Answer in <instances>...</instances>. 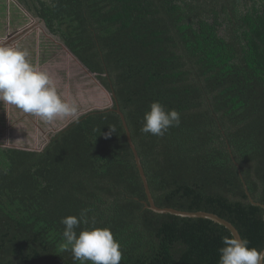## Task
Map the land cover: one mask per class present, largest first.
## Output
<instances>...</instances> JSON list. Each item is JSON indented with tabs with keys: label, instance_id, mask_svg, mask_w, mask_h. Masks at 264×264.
Segmentation results:
<instances>
[{
	"label": "trees",
	"instance_id": "trees-1",
	"mask_svg": "<svg viewBox=\"0 0 264 264\" xmlns=\"http://www.w3.org/2000/svg\"><path fill=\"white\" fill-rule=\"evenodd\" d=\"M14 1L115 95L157 208L214 214L264 250V210L249 198L264 205V0ZM154 101L180 113L163 137L141 132ZM110 108L41 151L0 146V264H74L60 221L82 209L77 234L110 229L120 264H219L225 227L145 208Z\"/></svg>",
	"mask_w": 264,
	"mask_h": 264
},
{
	"label": "clouds",
	"instance_id": "clouds-1",
	"mask_svg": "<svg viewBox=\"0 0 264 264\" xmlns=\"http://www.w3.org/2000/svg\"><path fill=\"white\" fill-rule=\"evenodd\" d=\"M29 56L27 49L0 45V102L14 105L45 123L76 116L75 104L62 98L49 74L31 63ZM180 122L179 112L166 110L159 101H154L143 117L141 132L163 137ZM89 211L82 209L78 217L61 219L64 225L61 251H70L74 264L76 261L79 264H120V244L114 240L110 229L92 228L77 234L76 229L81 224L88 225ZM222 243L219 264H261L264 260V252L249 248L246 239L224 237Z\"/></svg>",
	"mask_w": 264,
	"mask_h": 264
},
{
	"label": "rangeland",
	"instance_id": "rangeland-1",
	"mask_svg": "<svg viewBox=\"0 0 264 264\" xmlns=\"http://www.w3.org/2000/svg\"><path fill=\"white\" fill-rule=\"evenodd\" d=\"M1 1L0 43L27 49L31 63L39 70L47 72L62 98L77 107L76 116L45 123L39 117L24 113L14 105L0 102V146L41 151L51 136L81 115L91 110L110 108L112 96L99 84L95 75L89 73L69 53L57 37L44 29L37 18L14 0L10 3H13L15 9L9 3H5L3 8ZM19 27L21 30L17 33L15 29Z\"/></svg>",
	"mask_w": 264,
	"mask_h": 264
},
{
	"label": "water",
	"instance_id": "water-1",
	"mask_svg": "<svg viewBox=\"0 0 264 264\" xmlns=\"http://www.w3.org/2000/svg\"><path fill=\"white\" fill-rule=\"evenodd\" d=\"M41 25L44 27L45 30H47L44 22H41ZM111 96L113 98H115L114 94H111ZM109 110L112 111L113 107L111 106V108ZM113 111H115V113L119 116V118L121 120L122 126H123L124 131H125L126 141H127L128 145H129V147L131 149V152H132L133 156H134L136 167L138 169V173H139L140 178L142 180L144 192H145V195H146V198H147V202H148L147 205L145 203V208H148V209H150L151 211H153V212H155L157 214H170V215H174V216L181 217V218L208 219V220H211L212 222H214V223H216L218 225H221V226L225 227L231 233L233 238L241 239L238 231L229 222H227L226 220H224V219H222V218H220V217H218V216H216L214 214L206 213V212L191 213V212L178 211V210H174V209H170V208H163V209L157 208L155 206L153 200H152L151 193H150V190H149L145 175L143 173V169L141 167L140 159H139L138 154L136 152L135 146H134V144H133V142L131 140L130 132L128 130L125 118H124L123 114L121 113V111L119 110L118 105H116V108ZM50 139H51V137L49 138V141H50ZM228 149H229V147H228ZM231 159H233L232 156H231ZM235 165H236V167H238V165L236 163H235ZM238 173H239V176H240V178H241V180L243 182V178L241 176V173H240L239 169H238ZM243 186H244L245 193L249 196L247 187H246L244 182H243ZM249 198H250V203L253 206L261 207L264 210V205L255 202L254 200L251 199L250 196H249ZM263 222H264V215H263ZM261 252H264V250H262ZM261 264H264V260L261 261Z\"/></svg>",
	"mask_w": 264,
	"mask_h": 264
},
{
	"label": "crops",
	"instance_id": "crops-1",
	"mask_svg": "<svg viewBox=\"0 0 264 264\" xmlns=\"http://www.w3.org/2000/svg\"><path fill=\"white\" fill-rule=\"evenodd\" d=\"M12 14H13V19H14L15 10H13ZM11 26L14 28V23H12ZM3 32H5V30H3ZM7 42H9V41H7ZM0 44L3 45L4 43H0Z\"/></svg>",
	"mask_w": 264,
	"mask_h": 264
},
{
	"label": "flooded vegetation",
	"instance_id": "flooded-vegetation-1",
	"mask_svg": "<svg viewBox=\"0 0 264 264\" xmlns=\"http://www.w3.org/2000/svg\"><path fill=\"white\" fill-rule=\"evenodd\" d=\"M38 19V18H37ZM42 22V21H41ZM16 30V32L18 33V32H20V30H21V27H19L18 29H15ZM7 36H11V35H9V34H7Z\"/></svg>",
	"mask_w": 264,
	"mask_h": 264
}]
</instances>
